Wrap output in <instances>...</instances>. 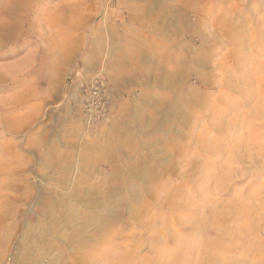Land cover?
<instances>
[{
  "label": "rangeland",
  "instance_id": "rangeland-1",
  "mask_svg": "<svg viewBox=\"0 0 264 264\" xmlns=\"http://www.w3.org/2000/svg\"><path fill=\"white\" fill-rule=\"evenodd\" d=\"M0 264H264V0H0Z\"/></svg>",
  "mask_w": 264,
  "mask_h": 264
}]
</instances>
